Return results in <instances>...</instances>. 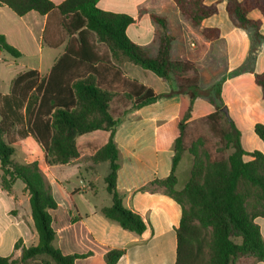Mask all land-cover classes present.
I'll return each instance as SVG.
<instances>
[{"label": "trees", "instance_id": "obj_1", "mask_svg": "<svg viewBox=\"0 0 264 264\" xmlns=\"http://www.w3.org/2000/svg\"><path fill=\"white\" fill-rule=\"evenodd\" d=\"M99 1L65 0L56 5L51 0H0V5L9 7L19 17L31 11L43 16L57 11L69 38L65 53L48 76L40 78L38 71H26L13 80L8 95L0 94L3 187L10 190L18 179L25 184L39 236L38 244L28 248L19 241L15 248L21 249V257L0 256V264H27L38 256H46L54 264H76L77 259L91 256L90 252L65 255L54 246V219L50 211L57 208V202L38 162L13 163L15 147L10 139L13 131L22 138L32 137L43 149L48 166L67 165L79 158L77 139L80 136L95 131L109 132L108 142L92 157L94 164L108 162L110 167L105 184L112 205L101 212L124 230L142 235L147 223L124 206L125 195L117 189L121 156L115 133L129 113L173 94L180 101L178 115L158 131L159 147L174 151L171 174L142 191L153 190V185L163 186L168 190L163 192L182 208L177 228L176 264H232L240 255L264 261V241L255 223L256 218H264V153L243 149L241 132L222 110L221 86H217L215 94L222 105L206 117L213 133L221 138L222 148L216 150L220 155L208 148L202 137L188 144L187 126L200 87L211 84L223 70L202 69L196 63L195 55L204 46L198 45L195 55L187 52L178 16L199 27L219 13L221 1L208 5L205 0H171L161 13L151 12L156 26L155 55L128 37L127 28L135 22L133 17L103 11L97 7ZM225 1L226 13L233 24L239 29H253L255 38L264 40L262 20L250 17L251 13L258 12L264 18V0ZM203 36L213 42L221 37V30L206 28ZM97 42L106 51L100 53ZM0 50L16 59L22 56L1 34ZM124 60L151 71L163 82L174 81L178 91L157 94L151 87L127 78L121 68ZM254 78L264 99V71L255 73ZM114 99L124 106L132 104L117 118L112 114ZM222 112L228 123L226 129L220 126L218 118ZM254 132L264 143V125L256 124ZM229 150L232 152L226 156ZM186 152L194 159L191 175L185 187L177 190L176 171ZM247 156L251 158L248 161ZM124 254L125 250H110L105 256L106 263L117 264Z\"/></svg>", "mask_w": 264, "mask_h": 264}, {"label": "crops", "instance_id": "obj_2", "mask_svg": "<svg viewBox=\"0 0 264 264\" xmlns=\"http://www.w3.org/2000/svg\"><path fill=\"white\" fill-rule=\"evenodd\" d=\"M51 1L59 5L65 0ZM216 1L219 0H205V3L209 5ZM220 1L219 13L203 21L199 27L193 26L181 15L178 18L185 47L187 45L204 46V49L197 55H195L196 50L191 52L186 47L187 52L191 56L195 55V61L202 69H212L215 71L223 69L216 64L212 65L206 61L208 58L214 60L215 54H212V50L213 45L216 43L223 42L224 46L229 50H232L233 46L240 48L239 59L235 61V64L238 66L231 64L230 60L232 57L229 56L228 52L226 53L230 61V63L227 62L226 74L230 76L233 70L241 68V65L246 61L245 55L243 59L241 56L242 52L244 51L245 53L246 51L247 43L245 40L247 39L248 32L246 29H239L233 24L225 10L226 1ZM169 2L171 0H100L97 7L103 11L126 14L133 17L135 22L127 28L128 37L149 54L155 55L157 52V44L154 43L156 26L150 14L151 12L161 13L164 6ZM222 13L225 16L224 26L216 23V18ZM254 13L258 12L251 13L250 17L255 20L261 19L263 29L264 18L261 15L260 17L255 16ZM61 24L62 17L57 11L45 16L31 11L25 16L19 17L9 7L0 5V34L5 36L10 45L20 51H22V46H27L30 43L31 39L34 41L36 51L40 53L41 59L40 67L31 70L38 71L41 77L48 76L53 66L65 53L68 37L63 41L62 39L54 41V37L52 36L57 30H63ZM224 27L227 29L224 30ZM206 28H219L221 30V37L213 42L206 41L203 36V30ZM262 29L261 33L264 35V30L262 31ZM189 32L195 36H190ZM45 38L47 42L52 44L46 47L48 49L46 52L44 46ZM96 45L99 50L101 44L97 42ZM4 53L7 52L0 50V63L3 60L2 57L4 58ZM4 60L6 63L8 59L4 58ZM16 60H9L6 65L7 68L0 70V85L2 86L0 94L3 96L10 93L13 80L19 74L26 72L13 70L15 67L13 62L15 63ZM44 60L49 62L46 71L43 68ZM129 65V61H124L121 64L125 76L150 87L143 79H139L136 76ZM263 71L264 40L255 60L254 71L236 72L235 75L230 76L231 78L227 77V80L222 82L221 87V99L224 105L222 110L225 112L226 117L241 132L242 147L248 152L256 150L245 147L244 137L246 133L250 136L255 133L254 127L256 124L260 123L264 125V99L262 98L260 87L254 81V74L262 73ZM177 90L178 88L169 87L162 92L154 91L157 94H168ZM179 103L177 94L161 98L154 104L129 113L115 133V142L121 156L117 189L125 195L124 206L138 213L147 223V230L142 235L124 230L117 222L107 219L102 214L103 208L112 205L110 195L109 203L99 204V207L87 203L84 204L82 209L71 199V202L76 207L77 214L72 213L68 206L62 207L58 202L56 197L57 191H59V194L63 193L62 195L64 196H72L83 192L89 186L83 182L82 187L69 191V189L61 185L57 175L53 171L60 167H72L82 175L83 172L80 173V167L82 166L80 160L83 155L81 150L80 157L70 164L45 165L46 169H44L48 171L49 175L45 179L57 202V208L50 211L54 219V246L65 255L91 253V256L87 258L77 259L76 264H107L105 256L110 250H125V254L117 264H176L177 228L180 225L182 208L166 193L156 189L157 185H153V190L150 191H142V189L154 181L168 178L171 174L174 151L159 147L158 131L163 125L173 121L177 117ZM193 112L192 114L194 115ZM109 136L110 133L106 131L88 133L77 139V146L80 149L82 143L94 145L99 141L100 149L108 142ZM30 139H32V142H36L32 137H27L24 139L27 141L25 143H30ZM261 143L258 151L264 153V143L262 141ZM17 144L20 145L21 143ZM36 145L39 144L36 142ZM14 147L16 153L18 146L15 144ZM29 153V155L23 157L27 159L32 158V152L29 151ZM36 159H29L25 163H33ZM41 159L45 162L44 152ZM250 159L248 156L245 157L247 161ZM103 163L108 162H101L95 164V166L98 167V165L100 166ZM192 166L193 157L186 152L176 171L178 179L177 190H182L185 187L190 179ZM39 167L43 170L40 163ZM48 178H51V181ZM20 181L19 179L16 180L10 190L0 185V256L11 257L12 259H19L21 257V249L15 248V245L19 241L22 242L23 247L27 248L35 246L39 242V236L31 213L30 195L25 188V184ZM60 222L62 223L61 226ZM255 223L260 227L264 241V218H256ZM45 257L38 256L30 259L28 263L54 264L48 257ZM255 264H264V261H256Z\"/></svg>", "mask_w": 264, "mask_h": 264}, {"label": "rangeland", "instance_id": "obj_3", "mask_svg": "<svg viewBox=\"0 0 264 264\" xmlns=\"http://www.w3.org/2000/svg\"><path fill=\"white\" fill-rule=\"evenodd\" d=\"M254 14L255 16L260 17L259 13H254ZM216 19H217L216 21L217 24H220L223 26L225 25L224 23L225 16L223 15V13L220 14ZM226 29L227 28L224 27V30ZM263 30H264V27L262 31ZM247 32H248V35H247V39L245 40L247 43L246 51L245 53L243 51L242 56H241V58L243 59V56L245 55L246 61L243 63L244 65L243 64L241 65L242 66L241 68L233 70L230 76L235 75L236 72L243 73L245 71L247 72L254 71L255 60L257 58L258 51L260 47L262 46L263 39H256L254 36L253 29H247ZM52 36L54 37V41L60 40V39H62L63 41L67 37V35L64 33L63 30L62 31L57 30V32H54ZM190 36L194 37L195 35L190 33ZM44 46H45V52L48 51V49H46V47H48V43L46 42V40L44 42ZM186 47L191 52L197 49V46L195 45H187ZM228 50L229 49L224 46L223 42H218L215 45H213L212 54L213 53L215 54L214 60L211 58H208L206 61H208L209 64H212V65L216 64L220 68H223L222 70H224V72L218 78H216L210 85L208 84V85H203L200 87L199 96L194 105V110H193L194 115L192 114V117L187 126L188 144L190 145L198 137H202L205 140L206 142L205 144L207 145V147L211 148L216 155H220L219 153L216 152V150L221 149L223 144L220 141L221 140L220 136L217 134H214L213 131L211 130L209 123L206 121V117L215 111L216 106H220L223 104V103L221 104L220 99L217 98L215 93H216L217 86L222 87V82L224 80L226 81L227 77H230V76H227L226 74V70L228 66L227 62L230 63L231 61V64L233 66H238L235 64V61H238L239 59L240 48L237 46H233L232 50H229V51ZM98 51L102 53L103 51H106V48L103 45H101L99 46ZM149 51L151 50L149 49ZM20 52L22 56L18 58L17 60L13 58L9 53H4L3 54L4 58L8 60H6L7 62L5 63V60L2 57L3 60L0 63V70H4L7 68L6 65L9 62V60L11 61L16 60L15 63L13 62V64H15V67L13 68V70L18 71V72L29 71L31 69H38L40 67L41 55L39 52L36 51V47L32 39L27 46H22V51ZM227 52L229 53V56L232 57L230 61H229V56H227L226 54ZM124 61H127V60H124ZM129 64H130L129 67L133 69L136 76L139 79H143L148 85H150V87L153 90L157 92L165 91L169 87H173L174 89L178 88L177 84L174 81L171 83L163 82L158 76H156L151 71L144 70L143 68L136 66L131 62H129ZM48 65H49V62L44 60L43 61L44 71H46V69L48 68L47 67ZM223 77L224 79L222 80ZM40 78H43V77L40 76ZM1 87L2 86L0 85V93L2 92ZM131 105L132 104H127L124 106L120 101L114 99L112 101V114L117 118L118 116H121L122 114H124L125 109H127ZM218 118H219L220 126L224 127L225 129L228 128V123H227L225 116L223 115V112L218 115ZM10 139L12 140L14 146L15 144L18 146L17 147L18 151L14 153V156H13L14 164H17V165L26 164L25 162L27 160L32 159V158L33 159L37 158L35 162H39L42 165L43 170H41V172L43 176L46 178L49 177L48 171L45 170L46 163L41 159L44 151L40 145H36V142L31 141L32 139H30L29 142L33 145H31L30 143H25L27 141L24 140L25 138L20 137L17 134V131L12 132V134L10 135ZM244 141H245L244 145L247 149L258 150L260 149V146L262 144L260 139L255 135V133L251 134L250 136H248L246 133V136L244 137ZM17 143H21V144L18 145ZM90 144L82 143L80 146V150L82 151V154H83L80 160L81 161L80 164H82V166L80 167V173L83 172L82 175H80L72 167H60L58 169L53 170L54 173L57 175L58 180L61 183V185L69 189V191L82 187L84 183L85 185H89L88 188L85 189L83 192L76 193L72 196H64L62 195L63 193L59 194V191H57L56 197H57L58 202L61 204V206L62 207L68 206L70 211L75 214H77L76 207L71 202V199L74 200L75 204L78 205L80 209H82L84 204H87V203H90L93 206L99 207V204L109 203L110 201V196L106 190V185L104 182L105 175L109 173V164L103 163L100 166L98 165V167L95 166L94 162L92 161V155L95 154L96 151L99 149V141L96 142V144L94 145L91 144L92 146ZM29 151L32 152L31 156L33 157L29 159H27L26 157H23V156L29 155L30 154ZM231 152L232 150H229L225 153V155L227 156ZM187 153L190 154L189 152ZM44 158H45V153H44ZM48 180L51 181V178H48ZM3 181H4V175H3V171L1 170L0 171V185L1 186L4 185ZM156 189L161 190V191H168L167 188L160 186V185L156 186ZM61 225L62 223L60 222V226ZM255 263H256V258H254L253 256H249V255H246V256L240 255L234 258L232 262V264H255ZM27 264L29 263L27 262Z\"/></svg>", "mask_w": 264, "mask_h": 264}]
</instances>
